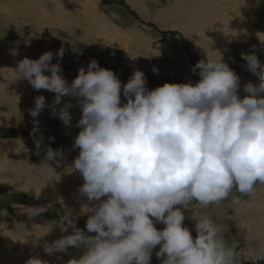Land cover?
<instances>
[{
    "label": "clouds",
    "instance_id": "9594fccd",
    "mask_svg": "<svg viewBox=\"0 0 264 264\" xmlns=\"http://www.w3.org/2000/svg\"><path fill=\"white\" fill-rule=\"evenodd\" d=\"M63 55L61 48L55 64L52 51L24 57L14 69L13 83L26 80L35 91L55 94L48 107L63 125H72L74 106L80 111L70 167L82 177L77 191L87 218L83 229L71 214L49 221L51 231L66 235L45 242L44 252L82 249L67 264H151L154 250L160 264H237L239 241L226 239L209 216L186 217L184 210L192 201L217 205L234 189L252 197L255 185L264 184V63L254 52L241 53L258 80L244 84L241 95V78L221 53L193 66L197 81L152 89L143 71L122 83L95 59L69 82L59 63ZM34 102L29 115L38 126L45 97ZM34 143L39 150L41 140ZM63 160V148L48 146L34 167L46 174ZM26 264L46 262L32 257Z\"/></svg>",
    "mask_w": 264,
    "mask_h": 264
},
{
    "label": "rangeland",
    "instance_id": "374dc122",
    "mask_svg": "<svg viewBox=\"0 0 264 264\" xmlns=\"http://www.w3.org/2000/svg\"><path fill=\"white\" fill-rule=\"evenodd\" d=\"M0 1L3 6L7 5V2L10 3V0ZM49 1L30 9L27 7V3L33 4L30 0H11V8L16 6V9L0 10V74L7 73L5 69L10 67L8 79L9 76L16 77L15 64L24 57L38 59L44 52L52 51L51 63H57L56 53L61 48L64 49V55L59 63L63 76L69 82L75 78L80 66L87 68L90 60L95 59L101 67L113 70L122 83L128 81L134 70L143 71L149 89L165 82L197 81L198 75L191 71L193 66L206 57L219 60L220 53L223 52L220 50H228L227 56L225 55L226 63L240 78H244L240 79L241 83L253 80L251 73L244 67L246 62L242 60L241 53L254 52L264 63V0ZM196 16L199 17L198 20L204 18V22L194 26L191 18ZM238 17L252 18L254 35L240 30L235 34L232 31ZM99 18L106 22H102L104 27L102 23H97ZM224 18L228 19L225 23ZM67 22H76L78 25ZM177 23L179 24L175 26ZM179 25L183 27V31ZM185 26L194 29L198 34L204 26L214 27L211 35H207L218 36L224 44L219 48H211L213 42L209 40L207 47L210 48L207 49L195 42V38L184 30ZM114 27L122 30L127 36L125 39L130 40L127 48L124 46L121 49L109 42L110 37L106 31H111ZM13 51L18 54L13 55ZM3 83L4 79L1 78L0 144L3 145L2 150L7 151L4 159L11 158L16 166H32L33 169V172L29 173V184L23 181L28 191L0 180V217L7 227H11L8 229L12 232L3 231L2 236L0 235V241L10 250L4 253L20 260H24L26 255L29 259L37 257L46 264H67L68 260L80 255L82 249L70 247L67 252L50 256L44 252L43 245L66 235L58 228L51 231L49 221L71 214L76 218L77 227L83 229L87 218L84 215L87 212L86 206L83 205L85 200L79 197L77 191L83 180L79 174L73 173L70 167L77 155V150L72 148V144L73 137L79 131L75 127L80 116L79 108L74 106L70 110L72 125L65 126L48 107L52 104L55 94L50 96L46 90L35 91L26 80L16 81L19 90L18 87L10 90L5 86L1 88ZM253 83H258V80ZM25 86L31 89L32 96L29 95L30 91L23 93ZM38 94L45 97L46 107L35 118L38 120L37 126L28 110L35 107L34 97ZM73 104L75 105V101ZM19 110L21 111L18 112ZM37 139L41 140L39 150L34 143ZM48 146L53 149L63 148V164L56 169L50 168L46 174H40L35 170L34 164H39L44 158ZM20 170L14 178L25 180L23 171L27 169L22 168V172ZM234 197H238L240 203H234ZM263 197L264 184L257 183L252 197L243 196L234 189L227 199L217 205L202 207L192 201L188 205L189 210L184 211L186 217L209 216L216 222L226 239L234 237L238 240L237 264H264ZM184 225L193 229L195 235L194 222L191 219L186 218ZM156 227L162 228L163 225L157 224ZM70 233L71 229L67 234ZM36 241L38 245L34 244ZM155 251L151 264H160Z\"/></svg>",
    "mask_w": 264,
    "mask_h": 264
},
{
    "label": "bare ground",
    "instance_id": "6f19581e",
    "mask_svg": "<svg viewBox=\"0 0 264 264\" xmlns=\"http://www.w3.org/2000/svg\"><path fill=\"white\" fill-rule=\"evenodd\" d=\"M46 2H50L49 0H45ZM44 0H30V2L31 3H33V4H29V3H27V7L28 8H30V9H35L36 7H37V5H42L44 2H45ZM139 1V0H138ZM178 1V0H177ZM0 3H2L1 1H0ZM18 3V2H17ZM11 0H10V3L8 4V2H7V5H5V6H3V5H0V10H10V8H11ZM56 5H57V3H55ZM59 4V3H58ZM13 5V4H12ZM90 5V4H89ZM61 7V6H60ZM96 8V7H95ZM13 9H16V6H13L12 8H11V10H13ZM27 9V8H26ZM46 9V8H45ZM61 9H62V7H61ZM28 10V9H27ZM57 10V9H56ZM15 11V10H14ZM32 11V10H31ZM8 12H10V11H8ZM13 12V11H12ZM11 12V13H12ZM47 12H49V11H47ZM46 12V13H47ZM93 12V11H92ZM31 13V12H30ZM33 14V13H32ZM30 15V14H29ZM40 15V14H39ZM31 16V15H30ZM46 16V15H45ZM240 16V15H239ZM165 18V17H164ZM198 18L199 17H195V18H191V20H192V22H193V24H194V26L195 25H197L199 22H204V18H200L199 20H198ZM225 18H228V17H225ZM223 19V22L225 23V22H227V20L229 19ZM237 19H240L241 21H243L244 19H245V17H238ZM63 20V19H62ZM96 21H98L97 23L98 24H100V23H102V22H104L103 21V19H101V18H99V20H96ZM174 21V20H173ZM235 21V20H234ZM239 21V20H238ZM250 22V21H249ZM67 23H70V24H75V23H71V22H67ZM67 23H64V25L65 24H67ZM104 23H106V22H104ZM173 23V22H172ZM243 23V22H242ZM63 24V23H62ZM103 24V23H102ZM101 24V25H102ZM179 23H177V24H175V26H177ZM76 25H78L77 23H76ZM104 25L105 24H103L102 26L104 27ZM231 25V24H230ZM242 25V24H241ZM247 25V24H246ZM245 25V26H246ZM183 26V25H182ZM212 26V25H211ZM238 26V25H237ZM186 28L184 29V30H186L188 33H189V35L190 36H192L193 38H195V42L197 43V44H199V45H202V46H204V47H206L207 49L208 48H219V46L220 45H222V44H224L223 42H222V40H220V39H218V36H215V37H209L208 35H211V30H213L214 29V27H211V28H209V27H202V29H201V32L198 34L194 29H192V28H190V27H187V26H185ZM249 27V26H248ZM179 28H181V30L183 31V27H181V25H179ZM223 28H226V27H223ZM215 30V29H214ZM243 31V30H242ZM250 31V30H249ZM107 32V34H108V36L110 37L109 38V42H112V43H114L115 45H116V47L118 46L119 48H121V49H123L124 48V46L126 47L127 45H128V43H129V41L130 40H127V39H125V38H127V36H125V34H123V31L122 30H120V29H118V28H116V27H114V28H111V31H106ZM185 32V31H184ZM214 32V31H213ZM186 33V32H185ZM187 33V34H188ZM208 34V35H207ZM214 34V33H213ZM237 34V33H236ZM215 35V34H214ZM125 36V37H124ZM138 37V36H137ZM206 37H207V39H206ZM137 39V38H136ZM138 39H139V37H138ZM141 40V39H140ZM139 40V41H140ZM211 42H213L212 44H211V46L210 47H207V46H209L207 43H210V41ZM143 41V40H142ZM137 42V41H136ZM129 46V45H128ZM131 46V45H130ZM140 46V45H139ZM143 46V45H142ZM135 47V46H134ZM127 48V47H126ZM8 55H10V54H8ZM36 56V55H35ZM18 62V61H17ZM2 66V64H0V67ZM4 66H5V64H4ZM4 66H3V68H4ZM15 66H16V64H15ZM79 66V65H78ZM81 67V66H80ZM10 68V67H9ZM9 68H7L6 67V69H5V71H7V73L9 72ZM7 73H3L2 72V74H0V79L2 78V79H4V83H3V85H2V87L1 88H4V86H5V88L6 89H8V90H10V88H17L18 87V90L20 89V87H19V85H17L16 84V82H14L13 83V81H14V79L16 78V77H10L9 75V78L10 79H8L7 78ZM14 76H15V74H13ZM251 76H252V78H254V75L251 73ZM242 79H244V78H242ZM247 79H249V78H247ZM253 80H255V79H253ZM10 81V82H9ZM19 81V80H18ZM21 81V80H20ZM245 81V80H244ZM247 81V80H246ZM123 82V81H122ZM19 83V82H18ZM125 83V82H124ZM22 84V83H21ZM25 85V84H24ZM24 85H21V87L22 86H24ZM30 86V85H29ZM31 87V86H30ZM28 88V86L26 87H24V89H23V93L24 94H26L27 92H29L30 91V96H32L33 94L31 93V89L29 90V89H27ZM4 90V89H3ZM43 90H41V92H42ZM48 95H52L53 96V94L54 93H52V92H49V91H45ZM41 94V93H40ZM40 94H38V95H40ZM42 94H44V93H42ZM27 107H29V106H27ZM19 108V107H18ZM17 108V109H18ZM22 108V107H21ZM33 108V107H32ZM28 109V108H27ZM22 110V109H21ZM21 110H19L18 112H20ZM9 111V110H8ZM25 111V110H24ZM29 111V110H28ZM25 112H27V111H25ZM16 113V112H15ZM14 113V114H15ZM20 114H22V113H20ZM24 114V113H23ZM2 144H0V180H2V181H4V182H8V183H10L13 187H18V188H22V189H24V190H27V186L25 185V183L24 182H27V184H29L28 182L29 181H31V179L29 178V173L32 171L33 172V169H32V166H28V167H26V166H19V164H17L18 166H16L15 165V163H13L14 162V160H12L11 158L8 160V158L7 159H4V157H6V155H7V151L6 150H2ZM10 146V145H9ZM23 150H25V149H23ZM27 150V149H26ZM9 151V150H8ZM31 151V150H30ZM24 158V157H23ZM2 159V160H1ZM25 159V158H24ZM27 160V159H26ZM30 165V164H29ZM22 168H25V169H27L26 171H23L24 173H23V176H25V180H20L19 178V180L18 179H15L14 177V175H16L17 174V172H18V170L19 169H21L20 171L22 172ZM36 170V169H35ZM18 175V174H17ZM19 177H21L20 176V173H19ZM28 178H29V180H28ZM35 178V177H34ZM33 178V179H34ZM36 179V178H35ZM34 179V180H35ZM24 181V182H23ZM57 181V180H56ZM43 184V183H42ZM44 185V184H43ZM69 185V184H68ZM28 191V190H27ZM262 196H263V194H262ZM254 200V199H253ZM260 204H263V203H260ZM256 206H257V204H256ZM258 207H259V205H258ZM261 208H262V205H261ZM263 209V208H262ZM246 210V209H245ZM252 226V225H251ZM8 228H11V227H7V225L6 224H4V221L2 220V218L0 217V235L2 234V232L4 231V232H11V231H9V229ZM6 230V231H5ZM10 230H12V229H10ZM12 233V232H11ZM58 233V232H57ZM2 236V235H1ZM9 246H10V243H9ZM8 246V247H9ZM7 247V246H6ZM3 244H2V242L0 241V263L1 262H4V263H10V264H16V263H18V264H26V261L27 260H29V256H26L25 255V258H24V260H20V259H18V258H15V257H13V256H11L10 254H8V253H4V251H10L8 248H6ZM11 247V246H10Z\"/></svg>",
    "mask_w": 264,
    "mask_h": 264
},
{
    "label": "crops",
    "instance_id": "0c3cea01",
    "mask_svg": "<svg viewBox=\"0 0 264 264\" xmlns=\"http://www.w3.org/2000/svg\"><path fill=\"white\" fill-rule=\"evenodd\" d=\"M239 21H237V24H236V26H234V27H232V31L236 34V33H239V32H236V31H238V30H240V31H244L245 33H249V34H252V35H254V33H253V30H252V27H251V25H252V23H253V20H252V18L250 17V18H246L245 17V19L243 20V21H241L240 19H238ZM250 21V22H249ZM243 22V23H242ZM242 24V25H241ZM247 24V25H246ZM238 25V26H237ZM246 25V26H245ZM249 26V27H248ZM249 29H251L250 31H249ZM224 33V32H223ZM222 33V34H223ZM220 50V49H219ZM220 51H223V52H221V54H222V57H223V61L224 62H227V60H225V57L227 56L226 55V53L228 52V50H220ZM228 54V53H227ZM226 55V56H225ZM219 58V57H218ZM242 79V78H241ZM253 79H255V80H257V77H255L254 76V78ZM252 79H250V81H251ZM255 80H252L251 82H253V81H255ZM249 80L247 81V82H245V83H241V89H240V93L241 94H243V85L244 84H246V83H248V82H250ZM263 199H264V197H263ZM255 208H257L256 206H255Z\"/></svg>",
    "mask_w": 264,
    "mask_h": 264
}]
</instances>
